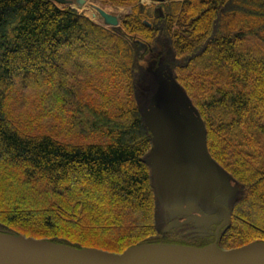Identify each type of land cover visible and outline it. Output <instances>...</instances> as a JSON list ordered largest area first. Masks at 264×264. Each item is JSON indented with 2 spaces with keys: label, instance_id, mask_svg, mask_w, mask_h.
<instances>
[{
  "label": "trees",
  "instance_id": "16d2710c",
  "mask_svg": "<svg viewBox=\"0 0 264 264\" xmlns=\"http://www.w3.org/2000/svg\"><path fill=\"white\" fill-rule=\"evenodd\" d=\"M97 1L129 12L107 27L0 0V231L115 253L210 244L217 223L170 226L154 187L144 113L163 77L237 185L218 245L264 241V0Z\"/></svg>",
  "mask_w": 264,
  "mask_h": 264
},
{
  "label": "water",
  "instance_id": "95a60500",
  "mask_svg": "<svg viewBox=\"0 0 264 264\" xmlns=\"http://www.w3.org/2000/svg\"><path fill=\"white\" fill-rule=\"evenodd\" d=\"M54 1L72 3V0ZM77 2L83 3V0ZM96 10L104 24H118L116 16L99 7ZM160 10V7L155 9L162 15ZM166 87V84L161 86L144 113L145 124L152 135L147 160L154 187L165 207L191 202L204 214H219L221 222L214 232L215 241L205 246L147 242L130 246L121 253H113L0 231V264H264V241L231 249H222L217 245L218 233L229 219V210L222 202L234 189L225 188L220 168L206 151L204 127L194 108L195 119H192L178 103L175 110L160 105ZM170 88L178 100L179 91L172 83ZM190 133L195 134L196 145L188 146Z\"/></svg>",
  "mask_w": 264,
  "mask_h": 264
},
{
  "label": "rangeland",
  "instance_id": "374dc122",
  "mask_svg": "<svg viewBox=\"0 0 264 264\" xmlns=\"http://www.w3.org/2000/svg\"><path fill=\"white\" fill-rule=\"evenodd\" d=\"M142 3L150 6L152 9L156 6L154 3L151 2V0H141ZM73 7L77 8L79 11H82L85 15H87L89 18H92L94 21L101 22V18L99 17L96 7H100L105 9L107 12L121 16L122 14L128 13L129 9L124 7H113L108 4H101L97 0H84V3L82 5L77 4L75 1L72 5ZM94 14V16H93ZM159 66H164L160 64ZM157 70L160 72V67L157 68ZM161 82L160 88L162 86V83H167L163 77L159 80ZM160 88L158 92L160 91ZM158 92L153 96V98L158 94ZM178 100L176 99V95L174 96V91L169 88V86L166 87L165 93L163 94L160 105L167 107L171 110H175L177 103L179 104L181 110L188 115L190 118H194V111L193 108L188 100V98L182 93L179 92L178 94ZM28 100H30V97H28ZM220 177L223 179V184L225 188L227 189H234L236 188V183L230 178V176L223 170L219 169ZM170 212L173 214V216H181L183 223H180L178 221H173L170 223V226L177 227V226H183L187 227L188 223L192 224L190 229L194 228L197 231L202 230L201 228H204L206 226H210L212 223H214L217 219V215H205L191 203V202H184L180 204L171 205L169 207ZM246 209V208H245ZM248 211V209H246ZM186 224V225H181ZM240 226V225H239ZM24 235V234H22ZM26 236V235H24ZM32 237V236H29Z\"/></svg>",
  "mask_w": 264,
  "mask_h": 264
},
{
  "label": "flooded vegetation",
  "instance_id": "af4514ba",
  "mask_svg": "<svg viewBox=\"0 0 264 264\" xmlns=\"http://www.w3.org/2000/svg\"><path fill=\"white\" fill-rule=\"evenodd\" d=\"M190 139V140H189ZM188 140H189V143H188V146H190L189 144H192V145H196L195 144V141H196V136L195 134H188ZM187 146V145H186Z\"/></svg>",
  "mask_w": 264,
  "mask_h": 264
}]
</instances>
